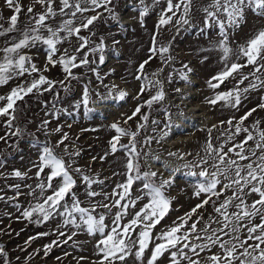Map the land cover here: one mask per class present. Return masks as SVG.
I'll use <instances>...</instances> for the list:
<instances>
[{
    "label": "snow or ice",
    "instance_id": "1",
    "mask_svg": "<svg viewBox=\"0 0 264 264\" xmlns=\"http://www.w3.org/2000/svg\"><path fill=\"white\" fill-rule=\"evenodd\" d=\"M140 2L142 7L139 9V16L142 22L148 12V6L144 5L143 0ZM160 2L161 0H154V4ZM4 3L13 14L6 22L7 27L0 23V37L11 33L18 35L5 41L4 46L0 47V85H6L13 79L32 77L33 73L38 75L17 84L7 95H0V124L5 129L4 135H0V142L6 145L11 142L12 146H16L17 142L27 135L32 138L31 146L37 149V161L33 163V167L36 168L35 177L38 183L35 187L28 186L30 188L28 195L33 201L30 207L24 208L21 215L36 224L60 218L61 222L53 233L57 234V239L44 245V255L47 256L53 246L60 247L69 241L76 247L73 237L79 233H87L92 237L99 236L94 246L97 257L94 264H129L130 260L133 264H161L162 258L165 257L167 264H264V127H261L259 120L253 122L250 127L245 126V121L257 110L256 108L250 109L239 120L230 117L226 122L221 121L219 146L211 143L209 135L205 147L206 155L197 164L185 162L184 153L169 151L167 159L170 162L164 165L169 173L167 179L151 170L148 158L163 162L164 158L152 150L150 145L153 140L161 143L170 136L173 128L180 127L171 122V113H165L166 120L160 129L162 136L159 139L156 136H145L142 141L138 139L140 130L146 127L149 121V116L141 112L142 107L147 106L150 109L154 103L162 102L166 96L163 82L153 80L145 74V66L154 57H158L166 65L173 62L174 57L170 51L172 42L159 45L157 36L161 29L173 22L177 30L181 26L190 25L188 16L191 0L175 2L164 0L166 7L161 10L159 16L156 32L152 37V46L149 48V58L140 63L136 77L143 81L140 95L152 88L157 90L147 101L138 104L132 115L125 120L127 124L129 120L139 115L143 123L138 122L135 131L121 127L118 123L110 126L117 133L110 142L111 152L115 153L119 145V149L124 150L127 156L125 180L118 183L111 193L93 190V185H102L104 182L85 174L80 167L72 168V164L76 162L75 158L80 153L75 150L70 152L68 145L64 144L68 138L67 133L61 136L56 144L40 142L35 133H28L17 121L20 105L29 95L55 91L57 85L65 91L68 90L64 80L54 81L42 74L48 71L50 66H60L65 74V80L70 81L80 79L74 74L73 69L95 63L90 57L97 53L100 54L99 63L105 62L104 38L100 37L99 42H94L91 37L95 36L93 28L96 22L103 20L105 14L112 21L119 23V16L112 7L114 0H59L58 9L54 6L55 0H36L42 11L37 13L33 6H28V20L23 27L20 25L19 17L24 11V6L18 0H4ZM246 10H251L253 14L264 18V0H211L203 9L205 19L201 34H206L207 30L214 26L218 28L220 39L214 50L220 51V59L224 64L223 70L209 79V88L219 89L229 78L240 76L233 88L217 91L207 100L211 106L222 103L224 107L238 110L245 94L251 90H264V29L258 30L245 44L238 45L235 50L229 46V29L240 26ZM57 18L59 20L53 26L50 21ZM3 19L0 14V21ZM84 31L89 35H82ZM64 44L70 47L61 51ZM41 46L46 51L43 69L34 62L32 55L24 52L25 49ZM233 54L237 61L243 58L245 62L229 64ZM249 66L253 71L244 74L243 69ZM183 67L186 68L187 65ZM91 71L96 72V69L92 68ZM188 72H191L190 68ZM152 75L155 76L156 73ZM249 77L250 83L241 89L239 85L249 80ZM97 79H100L98 73ZM180 79L185 83L190 82L183 70L180 71ZM168 80L171 82L172 73L169 74ZM114 89L116 90L114 99L124 101L127 93L115 85L108 90L107 95L98 94L99 100L107 101L113 98ZM175 91L180 93V89ZM261 99L264 100V97ZM89 100V92L85 86L83 96L76 102V107L83 105L85 114H90L94 110L89 107ZM257 107L264 110V102ZM59 111L53 104L52 111L45 114L58 117ZM49 123L47 119L41 121L37 131L48 135ZM151 123L158 126L161 121L152 120ZM225 123L228 125L227 129L223 128ZM216 127L213 125L212 129H208L209 134ZM156 130L153 129L154 132ZM55 131L59 133L61 128L57 127ZM241 134L244 135V139L235 143ZM122 136L129 137L128 144L120 143ZM229 143H232V147L225 152L224 148ZM61 144H64V148L62 153L58 154L56 149ZM229 153L235 155L236 159H232ZM104 158L101 157L102 160ZM205 165L213 170L209 171V167ZM197 168L201 170L197 172L195 170ZM73 173L80 177L85 189L84 194L92 201L88 206H84L77 195L75 190L77 180ZM181 173L186 177L195 178L191 184L193 196L201 202L184 216L178 217L172 225L156 233L154 229L171 210L173 198L166 194L167 190L174 186ZM13 174L21 178L24 176L18 169L14 170ZM137 182L141 185L140 195L132 198V188ZM228 192H231V195H227ZM20 194L17 191V197ZM97 196H102L105 201L110 202H98L95 200ZM251 196L258 198L248 203L247 200ZM143 200L147 202L136 210L137 203ZM206 205H210L215 213L208 215L207 220L200 211ZM14 207L19 210L21 206L15 204ZM113 208L116 210L109 225L106 222V214L112 213ZM130 213L134 214L125 222ZM257 219L259 223L255 222ZM48 235V232L37 234ZM61 237L64 239L61 240ZM35 238L37 237H30L29 241ZM213 249L217 251L213 252ZM149 252L150 255H146ZM67 255L68 253H65V256ZM0 259L4 260V264H11L2 245ZM86 259L80 258L82 261ZM57 260H60V257H57Z\"/></svg>",
    "mask_w": 264,
    "mask_h": 264
},
{
    "label": "rangeland",
    "instance_id": "2",
    "mask_svg": "<svg viewBox=\"0 0 264 264\" xmlns=\"http://www.w3.org/2000/svg\"><path fill=\"white\" fill-rule=\"evenodd\" d=\"M18 2L24 6V11L19 17L21 27L27 23L28 6H33L37 13L42 11L41 5L36 3V0H18ZM143 3L148 6V12L143 17L142 22L139 16V9L142 7L140 0H114L112 7L119 16V23L112 21L107 14H105L103 20L96 22L93 28L95 36H92L91 39L94 42H99L100 37L104 38L106 47L103 53L105 57L103 64L99 63L100 54L97 53L94 57H90V59L95 60V63L87 67L73 69L74 74L80 79H72L70 81L65 80V74L60 66H50L49 70L42 72V74L54 81L64 80L68 90L65 91L64 88L57 85L55 91L45 92L41 95H29L25 98V102L20 105V115L17 123L22 128H25L28 133H35L39 137L40 142L48 141L51 144H56L61 136L67 133L68 138L64 141V144L68 145L70 152L75 150L80 153L75 158L76 162L72 164V168L80 167L85 171V174L104 182L102 185H93V190L95 191L111 193L118 183H122L125 180L127 156L124 150L119 149V145L115 153L111 152L110 142L117 133L110 126L113 123H118L121 127L137 130L138 122L143 123L139 115L129 120L127 124H125V120L132 115L138 104L147 101L157 90L152 88L150 91L140 95L143 81L138 80L136 77L140 63L149 58L152 37L156 32V25L161 10L166 5L164 0H161L159 4H154V0H143ZM210 3L211 0H191V10L188 16L190 25L181 26L177 30L173 22L161 29L157 36V43L166 45L171 41L170 51L174 60L171 64L166 65L158 57H154L144 69V73L151 79H158L163 82V90L166 96L162 102L154 103L150 109L147 106L142 107L141 112L149 116V121L146 127L140 130L139 140L142 141L145 136H156L159 139L162 136L160 129L163 128V122L166 120L165 113H171L172 122V118L176 114H180L185 107H188L186 103H183L186 100V95H188L187 92H193L190 97L192 102L194 104L197 103V106L203 107L211 116L204 128L199 123L191 128L172 133L171 138L169 136V138L163 139L161 143H157L156 140L152 141L151 149L159 153L164 159L163 162H157L149 157L148 166L165 179L169 177V173L164 167V164L169 162L167 153L169 151H179L186 154L185 162L197 164L206 155L205 147L206 142L209 140V135H211V143L214 146H219L220 140L218 138L222 130L220 127L221 121L226 122L230 117L239 120L250 109L256 108L257 110L245 121V126L250 127L253 122L259 120L261 121V127H264V110L257 107L264 102L261 99L264 97V90H251L245 94L238 110L224 107L222 103L211 106L207 102L217 91H226L233 88L240 79V76L229 78L224 85L215 90L208 86L209 79L224 68V64L220 59V51L214 50V46L220 39L218 28L214 26L208 29L206 34H201L205 19L203 9ZM54 6L57 9L59 8V0H55ZM0 14L4 18L0 23H4V26L7 27L6 22L13 12L7 8L4 0H0ZM91 14L94 13H89V15ZM221 18L223 19V17ZM123 19L128 20L123 22ZM58 20L59 18L55 21H50V23L55 26ZM262 29H264V18L253 14L251 10H246L244 20L240 26L229 29V46L234 50L237 49L238 45L245 44L258 30ZM17 35L18 33H11L0 37V47L4 46L5 41ZM82 35L87 36L89 33L84 31ZM114 41L117 43H114ZM68 47H70L68 44L62 45L61 51ZM24 52L32 55L34 62L39 68L43 69L46 61V51L42 46L30 50L25 49ZM204 57H207V59H204ZM231 62L243 64L245 61L243 58L237 61L235 54H233L229 64ZM184 65H187V67L184 68ZM92 68H95L96 72L91 71ZM189 68L191 72H188ZM181 70L188 75L189 83H185L180 79ZM252 71L251 66L243 69L244 74ZM97 73L100 79H97ZM153 73H156V75L153 76ZM170 73H172L171 82L168 80ZM37 75L33 73L32 77L13 79L6 85H0V95H7L17 84L23 83L25 79L30 80ZM250 81L251 77H249V80L244 81L243 84H240L239 87L241 89L247 87ZM113 85L127 93L125 100H115L116 90L114 89L113 98L106 102L109 106L104 109L96 108V103L103 102L99 100L98 94L107 95L108 90ZM85 86H87L90 96L89 107L94 110L90 114H85L83 105L79 108L76 107V102L81 100L83 96ZM176 89H180V93H177ZM53 104L60 110L58 117L45 114L52 111ZM45 119L50 121L48 135L37 131L39 124ZM152 120L161 121V124L158 126L153 125L151 123ZM213 125L217 127L209 134L207 130L212 129ZM57 127L61 128L59 133L55 131ZM227 127L228 125L225 123L223 128L227 129ZM154 128L157 129L155 132L153 131ZM4 132L5 129L0 124V135H4ZM178 137L189 138L181 144L174 143L169 145L167 143L168 140L171 141ZM243 139L244 135L241 134L236 138L235 143H239ZM128 142L129 137H121L120 143L128 144ZM32 143V138L27 135L20 139L16 146H12L11 142L8 145L0 142V197H2L0 199V245L5 248L7 258L11 264H94L97 259L94 246L99 236L92 237L87 233H79L73 237V240L76 241V247L73 246L72 241H69L60 247L53 246L49 254L45 256L44 245L57 239V234L53 233L61 222L60 218L57 217L49 222L36 224L22 217L21 213L24 208L30 207L33 201V198L28 195L30 191L28 186L35 187L38 183L35 177L36 168L33 167V163L37 161V149L31 146ZM64 144H61L56 149L58 154L62 153ZM230 147H232V143L227 144L224 151L227 152ZM229 156L232 159H236V156L232 153H229ZM101 157L105 158L102 160ZM211 162L210 160L209 163ZM205 167L209 166L205 165ZM16 169L24 174L23 178L16 177L13 174ZM195 170L198 172L201 169L197 168ZM211 170L213 169L209 167V171ZM73 175L77 180L75 189L77 195L84 206H88L92 201L85 196L84 185L80 181V177L75 173ZM194 179L181 173L175 180L174 186L167 190L166 194L173 198L171 210L161 224L154 229V232L158 233L172 225L173 221L178 217L184 216L191 208L201 202L200 199L193 196L191 184ZM17 185L19 186L18 188L14 187ZM140 187V182L133 185L132 198L140 195ZM17 191L21 193L18 197ZM227 195H231V192H228ZM257 198L256 196H251L247 202L251 203L253 199ZM95 200L101 203L110 202L105 201L102 196H97ZM146 202V200L138 202L136 210H139L143 203ZM15 204L21 206L19 210L14 207ZM115 210L113 208L112 213L106 214V222L109 225L114 218L113 213ZM200 211L204 214L206 220L208 215H215L210 205H206ZM133 214L130 213L125 218V222ZM255 222L259 223V220L257 219ZM62 230L67 231L66 229ZM43 232H48L49 235L37 236L38 233ZM30 237L37 238L29 241ZM60 239L63 240L64 237ZM37 250H39V254H37ZM212 251L215 252L217 249ZM65 253H68V255L65 256ZM146 255H150V252ZM57 257H60V260H57ZM81 257L87 259L82 261L80 260ZM0 264H4L3 259H0ZM129 264H133V262L130 260ZM161 264H167V257L162 258Z\"/></svg>",
    "mask_w": 264,
    "mask_h": 264
},
{
    "label": "bare ground",
    "instance_id": "3",
    "mask_svg": "<svg viewBox=\"0 0 264 264\" xmlns=\"http://www.w3.org/2000/svg\"><path fill=\"white\" fill-rule=\"evenodd\" d=\"M127 20L128 19H123V22H125ZM187 93H188V95H186V97H185L186 100L183 103H186L188 107H185V109L182 112H180V114H176L175 117L172 118V122H174L173 124L179 125L180 127L172 129L171 134H170V138H171L172 133L180 131V130H185L186 128H191L193 126H196L199 123L202 124L203 128H204V125L206 123H208L210 118H211V116L208 114V112L205 111V109L203 107H201L199 105L197 106V103L194 104L192 102V99L190 97H191L193 92L190 91ZM106 102L107 101L96 103L97 104L96 108H102V109L107 108L109 105ZM199 119H201V120H199ZM188 138L189 137H178V138L173 139L171 141L168 140L167 143H169V145H172L174 143L181 144ZM167 149L169 150L168 147H167Z\"/></svg>",
    "mask_w": 264,
    "mask_h": 264
},
{
    "label": "trees",
    "instance_id": "4",
    "mask_svg": "<svg viewBox=\"0 0 264 264\" xmlns=\"http://www.w3.org/2000/svg\"><path fill=\"white\" fill-rule=\"evenodd\" d=\"M2 149V148H1ZM1 151V150H0ZM2 151H3V149H2Z\"/></svg>",
    "mask_w": 264,
    "mask_h": 264
},
{
    "label": "crops",
    "instance_id": "5",
    "mask_svg": "<svg viewBox=\"0 0 264 264\" xmlns=\"http://www.w3.org/2000/svg\"><path fill=\"white\" fill-rule=\"evenodd\" d=\"M133 78H135V77H133Z\"/></svg>",
    "mask_w": 264,
    "mask_h": 264
}]
</instances>
